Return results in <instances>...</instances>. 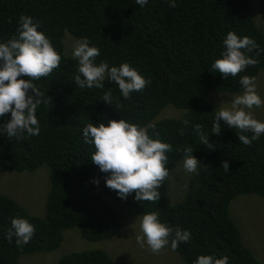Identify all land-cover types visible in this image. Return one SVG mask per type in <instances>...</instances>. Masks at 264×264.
Masks as SVG:
<instances>
[{
  "label": "trees",
  "instance_id": "1",
  "mask_svg": "<svg viewBox=\"0 0 264 264\" xmlns=\"http://www.w3.org/2000/svg\"><path fill=\"white\" fill-rule=\"evenodd\" d=\"M21 16L39 22V30L51 39L62 58L59 68L34 81L51 97L37 110L40 134L26 135L20 141L9 139L6 133L0 135V172L31 171L41 165L49 171L43 216L29 214L13 198L0 194V264H17L22 254L56 249L63 230L71 226H77L90 241L111 238L120 226L117 203L140 213L158 211L161 221L170 227L189 230L191 240L176 249L186 264H193L201 254L227 256L229 264H261L243 243L230 203L242 194L264 198V135L245 145L238 140V130L227 125L220 134H212L217 107L204 96L210 91L240 92L241 76L256 77L258 71H264V51L257 56L256 50L249 55L258 63L236 78L224 79L209 70L224 50L222 42L229 31L251 37L264 50V0L258 8L251 7V0H177L175 8L166 0H149L143 8L134 0H0V41L17 33ZM65 32L77 39L87 37L99 47L97 63L103 60L119 66L127 62L151 84L129 99L107 78L102 89L79 88L74 82L77 62L72 51H64ZM109 90L111 105L102 100ZM168 105L181 109L180 116L159 117ZM9 118L10 113L5 114L0 125ZM121 118L142 126L155 125L150 134L159 133L172 145L167 154L170 174L155 203L136 201L134 193L127 200L118 198L106 187L108 173L91 161L94 147L83 141L82 128L88 122L98 126ZM196 125L210 135L213 149L202 143ZM186 147L194 149L193 155L201 163L199 174H190L178 202L164 206L171 171L184 158ZM224 161L229 162V172L222 167ZM17 216L36 226L32 240L23 248L16 246L15 238L11 243L4 238L11 219ZM57 264L117 263L106 251L91 249L67 253Z\"/></svg>",
  "mask_w": 264,
  "mask_h": 264
},
{
  "label": "clouds",
  "instance_id": "2",
  "mask_svg": "<svg viewBox=\"0 0 264 264\" xmlns=\"http://www.w3.org/2000/svg\"><path fill=\"white\" fill-rule=\"evenodd\" d=\"M169 7L175 8L177 0H166ZM141 8L148 5L149 0H134ZM41 25L30 16H21L17 33L7 41H0V119L10 113V118L0 125V135L7 134L9 139L20 141L27 136H38L41 131L37 110L51 98L41 92L34 81L48 77L61 63V54L53 45ZM224 50L219 58L210 66L211 72H218L224 79L236 78L258 60L249 55L261 50L257 42L248 36H239L229 31L223 40ZM100 49L91 44L87 37L80 38L72 51V58L77 62L75 85L79 88H104L105 79L118 86L124 99H129L133 92H140L151 80L147 79L136 68L124 62L119 66H110L101 60ZM239 83L240 94H233L228 102H221L215 110L212 122V134H220L222 126L237 129L238 140L245 145L258 140L264 135V120L257 119L253 109L264 108V97L257 91L256 77L244 75ZM102 100L112 104L111 90L105 92ZM90 121V120H89ZM185 124L188 121H184ZM155 125L142 126L129 119L108 120L107 124L98 126L92 121L82 128L85 144L94 147L91 161L99 167L105 177L106 187L114 190L117 197L127 200L134 193L136 201L157 202L161 199L162 182L169 176L168 153L172 145L163 141L159 133L150 134ZM202 143L213 149L209 136L196 125ZM245 133H251L249 137ZM194 149H184L183 168L185 172L198 175L200 161L193 155ZM222 167L229 172V162L224 161ZM142 235L137 243L145 245L152 253L158 254L165 247L176 250L180 244L191 240L187 229L172 228L162 222L158 211L144 212L140 216ZM36 226L25 217H13L11 226L4 238L11 243L15 238L17 247L23 248L33 238ZM193 264H229L227 256L217 258L214 254H201Z\"/></svg>",
  "mask_w": 264,
  "mask_h": 264
},
{
  "label": "rangeland",
  "instance_id": "3",
  "mask_svg": "<svg viewBox=\"0 0 264 264\" xmlns=\"http://www.w3.org/2000/svg\"><path fill=\"white\" fill-rule=\"evenodd\" d=\"M260 1L262 0H251V7L258 8ZM253 15L257 24L261 26L257 15ZM262 30L264 31V28ZM78 40L69 32H65L64 51H73ZM256 83L257 91L264 97V71H258ZM241 92L210 91L204 96V100L210 101V104L218 108L221 102H228L233 94ZM165 108L168 109H165L159 117L176 118L181 114V109L173 105ZM253 111L257 119L264 120V108L253 109ZM183 161L184 158L180 159L171 171L164 206L178 202L184 194L192 173L185 172ZM48 192L49 171L45 165L31 171L0 172V194L13 198L29 214L45 215ZM112 204L115 205V202ZM116 210L120 217V226L111 238L90 241L82 237L77 226H71L63 230L61 243L56 249L49 252L22 254L17 264H57L58 259L67 253L91 249L106 251L117 264H186L181 254L170 246L154 254L146 245L141 247L137 243V237L142 235L140 216L143 213L130 205L121 203H117ZM230 214L238 225L243 243L258 257L261 264H264V198L254 193L238 195L230 203Z\"/></svg>",
  "mask_w": 264,
  "mask_h": 264
}]
</instances>
